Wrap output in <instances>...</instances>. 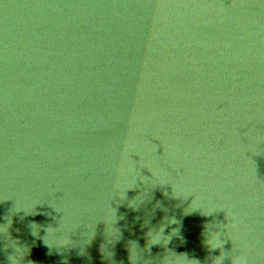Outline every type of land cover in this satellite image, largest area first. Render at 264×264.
<instances>
[{
	"label": "water",
	"instance_id": "water-1",
	"mask_svg": "<svg viewBox=\"0 0 264 264\" xmlns=\"http://www.w3.org/2000/svg\"><path fill=\"white\" fill-rule=\"evenodd\" d=\"M0 264H264V3L0 0Z\"/></svg>",
	"mask_w": 264,
	"mask_h": 264
},
{
	"label": "snow or ice",
	"instance_id": "snow-or-ice-1",
	"mask_svg": "<svg viewBox=\"0 0 264 264\" xmlns=\"http://www.w3.org/2000/svg\"><path fill=\"white\" fill-rule=\"evenodd\" d=\"M262 3H264V0H261Z\"/></svg>",
	"mask_w": 264,
	"mask_h": 264
}]
</instances>
